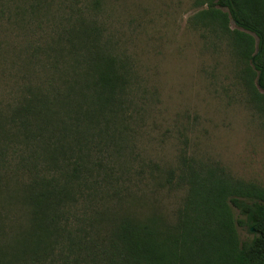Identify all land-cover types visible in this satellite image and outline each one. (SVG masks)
Returning <instances> with one entry per match:
<instances>
[{
	"label": "trees",
	"instance_id": "16d2710c",
	"mask_svg": "<svg viewBox=\"0 0 264 264\" xmlns=\"http://www.w3.org/2000/svg\"><path fill=\"white\" fill-rule=\"evenodd\" d=\"M101 3L85 0V12L54 32L43 53L61 60L43 66L36 52L26 59L27 74L45 67L49 77L24 83L0 108V175L11 180L6 199L20 215L11 221L0 197V264H264V183L218 163L181 158L175 184L184 194L173 220L118 215L110 205L116 172L128 166L131 70L108 43ZM48 5L0 0V27L39 26ZM193 6L191 24L228 40L264 116V0ZM241 228L252 236L242 239Z\"/></svg>",
	"mask_w": 264,
	"mask_h": 264
},
{
	"label": "rangeland",
	"instance_id": "374dc122",
	"mask_svg": "<svg viewBox=\"0 0 264 264\" xmlns=\"http://www.w3.org/2000/svg\"><path fill=\"white\" fill-rule=\"evenodd\" d=\"M101 1L99 20L108 43L131 70L130 135L122 154L128 166L116 172L117 196L108 193L118 215L173 220L184 194L175 184L183 156L263 184L264 116L242 85V64L228 40L191 24L193 0ZM46 2L39 26L29 21L0 27V108L24 83L46 81L45 67L27 74L26 59L36 52L43 66L61 60L44 49L56 30L85 12V0ZM5 180L11 181L2 173L0 197L13 221L20 215L17 206H9ZM239 232L242 239L252 236L246 228Z\"/></svg>",
	"mask_w": 264,
	"mask_h": 264
}]
</instances>
